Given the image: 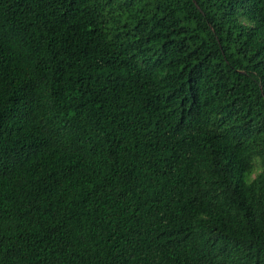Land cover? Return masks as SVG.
I'll return each mask as SVG.
<instances>
[{"label":"trees","instance_id":"16d2710c","mask_svg":"<svg viewBox=\"0 0 264 264\" xmlns=\"http://www.w3.org/2000/svg\"><path fill=\"white\" fill-rule=\"evenodd\" d=\"M0 264H264V0H0Z\"/></svg>","mask_w":264,"mask_h":264}]
</instances>
